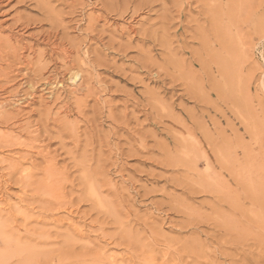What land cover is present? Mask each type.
Segmentation results:
<instances>
[{
    "label": "rangeland",
    "instance_id": "374dc122",
    "mask_svg": "<svg viewBox=\"0 0 264 264\" xmlns=\"http://www.w3.org/2000/svg\"><path fill=\"white\" fill-rule=\"evenodd\" d=\"M0 105V264H264V0H0Z\"/></svg>",
    "mask_w": 264,
    "mask_h": 264
},
{
    "label": "bare ground",
    "instance_id": "6f19581e",
    "mask_svg": "<svg viewBox=\"0 0 264 264\" xmlns=\"http://www.w3.org/2000/svg\"><path fill=\"white\" fill-rule=\"evenodd\" d=\"M77 76H78V73L72 74V76L70 77L71 81L75 82V79H76ZM0 106L2 107V105H0Z\"/></svg>",
    "mask_w": 264,
    "mask_h": 264
}]
</instances>
